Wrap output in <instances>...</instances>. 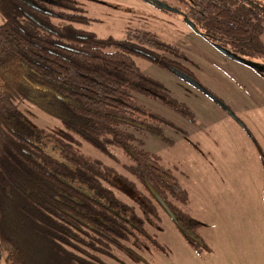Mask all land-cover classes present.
Masks as SVG:
<instances>
[{
	"label": "trees",
	"instance_id": "1",
	"mask_svg": "<svg viewBox=\"0 0 264 264\" xmlns=\"http://www.w3.org/2000/svg\"><path fill=\"white\" fill-rule=\"evenodd\" d=\"M27 1L0 0V264H106L102 257L127 252L137 241V212L115 189L136 205L139 195L143 245L146 239L156 245L144 228L145 220L157 218L153 190L175 213L186 242L199 251L203 242L186 235L202 226L191 219L186 190L142 145L141 134L163 138L162 127L174 124L135 98L151 96L171 106L173 100L162 95V86L139 69L133 55L185 71L173 58L179 51L144 30L137 31L142 49L137 51L125 46L127 41L80 30L74 25L87 20L70 0L39 3L59 8L60 25L31 10ZM197 5L199 29L241 55L263 56L264 0H198ZM24 100L63 129L50 132L30 124L18 108ZM72 135L103 154L120 149L145 194L82 153ZM251 141L264 167V152Z\"/></svg>",
	"mask_w": 264,
	"mask_h": 264
},
{
	"label": "rangeland",
	"instance_id": "2",
	"mask_svg": "<svg viewBox=\"0 0 264 264\" xmlns=\"http://www.w3.org/2000/svg\"><path fill=\"white\" fill-rule=\"evenodd\" d=\"M170 3L182 7L176 0ZM137 7L142 11L137 28L151 31L179 51L180 55L173 58L226 102L239 122L168 68L134 54L139 69L162 86L163 96L173 100L170 106L160 98L135 96L140 106L174 124L162 127L163 138L141 134L142 145L186 190L189 214L202 225L196 233L203 244L196 251L156 205L157 218L144 223L156 245L146 239L147 248L138 252L132 248L146 262L119 250L113 252L114 258L102 259L106 264H264V167L251 141L255 138L264 152V80L249 67L229 61L209 48L179 16L162 14L143 3ZM50 20L61 24L59 19ZM74 26L93 31L98 37L106 36L103 26ZM260 40L264 45V30ZM260 60L264 61V54ZM18 108L36 127L50 132L63 129L57 119L28 101H20ZM72 137L82 153L113 168L126 184L144 193L142 185L126 169L131 162L120 149L113 147L109 154H103L80 137ZM115 193L137 212V205L130 198L116 189Z\"/></svg>",
	"mask_w": 264,
	"mask_h": 264
},
{
	"label": "flooded vegetation",
	"instance_id": "3",
	"mask_svg": "<svg viewBox=\"0 0 264 264\" xmlns=\"http://www.w3.org/2000/svg\"><path fill=\"white\" fill-rule=\"evenodd\" d=\"M157 1H161L168 6L174 7L179 12L165 11V10L161 9L160 7H158L155 3H153V0H70V2H71L70 6H71V8H73L76 11V13L82 14L85 17L89 13L93 14V16L91 18L86 17V20H87L86 23H77V25L82 26V25H87V24L91 23V25L103 26V28H105V30H106L105 38H113L114 40H118V41H120V40L127 41L125 46H127L130 49L137 51V50H142L139 47H137V31L143 30V28H139V27L137 28V20L141 21V19H142V16H141L142 11L139 9V7H137V4L143 3L144 5H147V6L151 7L152 9L159 11L162 14L179 16L181 18L182 22L186 24V26L189 28V30L192 33L197 35L204 42V44H206L209 48H211L212 50L221 54L227 60L234 61V60L230 59L229 57H227L226 55H224L222 52H220L215 47L216 45L221 46L222 48H224L228 52L235 54L236 56H238L240 58H243L245 60H250V61L256 62V63L264 66V61H261L260 58H254V57L252 58V57H246L244 55H241L239 52L236 51V49H234V47H232V45H229L227 43L222 42L221 37L213 36L210 33L199 29L196 22H195L196 17L199 16V9H198L199 6L197 5L198 0H176L177 2L181 3L182 7L172 5L170 3V0H157ZM53 2L55 4L57 3V1H55V0H53ZM26 3H27V6L31 10L38 12V13L45 12L51 18L59 19V17L61 16V13L56 12L59 10V8L58 9L55 8L54 9L55 11H53V10H48V9L42 7L41 5H39V3H42L41 0H30V1H27ZM93 12H95V13H93ZM28 14H29L28 12H26V11L24 12L25 16ZM185 19L192 22L197 31H194L185 22ZM76 28H78V27H76ZM78 29L86 31V30L81 29V28H78ZM144 31H146V30H144ZM87 32L95 34L93 31H87ZM148 32H151V31H148ZM143 52H145V51L143 50ZM253 71L259 77H261L264 80V70L262 72L255 71V70H253ZM183 72L188 74L189 76H191L192 78H194L195 80H197L199 82V80L196 78V76L191 71H189L188 69H187V71H183ZM224 103L226 104V102H224ZM140 200L141 199H140L139 195H137V241L134 243V245L131 246L130 250H128L127 252L122 251L128 257H132L133 259H135L139 262L142 259V257L138 253H135L132 250V248L137 249V252L141 251L143 248H147L146 245H143L141 243L142 237H141L140 230H139L140 219L142 218V211H141V208H140L141 206L139 203ZM155 202L157 203L159 208H161L162 211L164 213H166V211L160 206V204L157 201H155ZM171 212L173 214V218L168 213H166V215L171 219V221L174 223V225L176 227L177 221L175 218V213L172 210H171ZM192 221L198 222V221H194L193 219H192ZM176 229H177V227H176ZM146 233L148 234L147 231H146ZM186 235L193 242L200 244V240H199V237L197 236L196 231L192 232L190 230H186ZM152 239H153V237L151 236V240ZM153 241H155V240L153 239ZM141 261L146 262V261H144V259Z\"/></svg>",
	"mask_w": 264,
	"mask_h": 264
},
{
	"label": "water",
	"instance_id": "4",
	"mask_svg": "<svg viewBox=\"0 0 264 264\" xmlns=\"http://www.w3.org/2000/svg\"><path fill=\"white\" fill-rule=\"evenodd\" d=\"M153 3H155L158 7H160L161 9L168 11V12H179L176 8L168 6L166 4H164L161 1H157V0H153ZM29 18L33 21H35L37 24L41 25L42 27H45L47 29H50L44 25H42L39 21H37L33 16H31L30 14H28ZM185 22L194 30L197 31L194 24L188 20L185 19ZM220 52H222L224 55H226L227 57H229L230 59L239 62L255 71H260L262 72L264 70V66L250 61V60H245L243 58H240L238 56H236L235 54H232L230 52H228L227 50H225L224 48H222L219 45L215 46ZM141 53H145L143 51H140ZM146 54V53H145ZM172 72L178 76L180 79L184 80L185 82H187L188 84H190L191 86H193L194 88H196L198 91H200L201 93H203L204 95H206L209 99H211L216 105H218L225 113H227L231 118H233L234 120H236L237 122H239L238 118L235 116V114L232 112V110L223 102L221 101V99H219L217 96H215L211 91H209L207 88H205L202 84H200L197 80H195L194 78H192L191 76H189L188 74L184 73L181 70H178L176 68H171ZM151 193L153 194L155 200L160 204V206L166 211V213H168L172 218H173V214L171 212V210L168 208V206L166 205V203L163 201V199L153 190H151Z\"/></svg>",
	"mask_w": 264,
	"mask_h": 264
}]
</instances>
